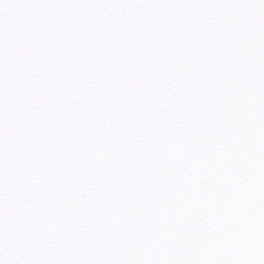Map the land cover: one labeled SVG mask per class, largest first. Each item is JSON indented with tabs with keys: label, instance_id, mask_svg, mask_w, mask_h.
<instances>
[{
	"label": "snow or ice",
	"instance_id": "6c2138e0",
	"mask_svg": "<svg viewBox=\"0 0 264 264\" xmlns=\"http://www.w3.org/2000/svg\"><path fill=\"white\" fill-rule=\"evenodd\" d=\"M0 264H264V0H0Z\"/></svg>",
	"mask_w": 264,
	"mask_h": 264
}]
</instances>
